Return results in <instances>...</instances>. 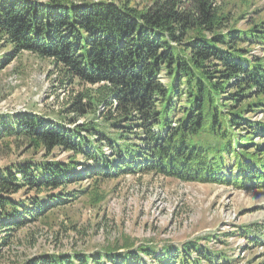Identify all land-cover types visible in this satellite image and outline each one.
Segmentation results:
<instances>
[{
	"label": "trees",
	"instance_id": "16d2710c",
	"mask_svg": "<svg viewBox=\"0 0 264 264\" xmlns=\"http://www.w3.org/2000/svg\"><path fill=\"white\" fill-rule=\"evenodd\" d=\"M253 4L0 0V71L29 52L53 62L61 85L84 86L67 115L0 112V143L26 156L0 165V264L230 263L206 238L158 249L122 237L20 262L11 252L88 194L84 180L153 173L264 187V56L252 52L264 49V15Z\"/></svg>",
	"mask_w": 264,
	"mask_h": 264
},
{
	"label": "rangeland",
	"instance_id": "374dc122",
	"mask_svg": "<svg viewBox=\"0 0 264 264\" xmlns=\"http://www.w3.org/2000/svg\"><path fill=\"white\" fill-rule=\"evenodd\" d=\"M152 1L133 0L141 7ZM223 1L240 7L241 0ZM252 7L264 15V0H255ZM252 52L264 56L260 46ZM73 88L84 90L77 82ZM73 88L61 85L50 59L23 52L0 71V112H34L53 119L65 114ZM21 150L12 152L8 143H0V165L26 157ZM87 186L88 194L55 209L29 234L24 230L22 244L11 252L16 262L42 253H87L124 237L136 246L158 249L206 238L200 243L228 251L229 264H264V187L185 182L153 173L128 174L99 185L84 180L79 187Z\"/></svg>",
	"mask_w": 264,
	"mask_h": 264
}]
</instances>
